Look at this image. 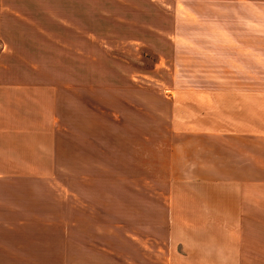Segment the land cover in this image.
<instances>
[{"label": "crops", "instance_id": "obj_1", "mask_svg": "<svg viewBox=\"0 0 264 264\" xmlns=\"http://www.w3.org/2000/svg\"><path fill=\"white\" fill-rule=\"evenodd\" d=\"M117 1L0 0V264H264V57L253 45L196 66L170 58L164 86L200 88L201 100L162 96L163 129L112 119L125 159L86 156L93 130L79 114H95L98 40L110 36L99 9ZM108 54L115 80L104 82L141 93ZM141 104L126 111L147 117Z\"/></svg>", "mask_w": 264, "mask_h": 264}, {"label": "rangeland", "instance_id": "obj_2", "mask_svg": "<svg viewBox=\"0 0 264 264\" xmlns=\"http://www.w3.org/2000/svg\"><path fill=\"white\" fill-rule=\"evenodd\" d=\"M99 10V32L110 36L98 40V48L105 51L99 54L96 66L95 114L91 117L89 112L86 123L84 114H79V123L93 130V147L85 149L89 158L125 159L124 153L115 148L119 133L114 119L124 128L135 124L143 132L163 129L168 110L162 96L201 100L200 88L164 86L170 78L166 66L170 58L196 66L203 62L204 55H248L251 45L252 55L264 57V0H118L116 6L102 4ZM108 50L114 55V68L120 75L143 82L139 84L143 86L141 93L127 88L126 83L104 82L106 78L115 80L102 63L106 62L102 55L107 57ZM171 52L176 55L171 56ZM91 97L92 92L89 100ZM140 98L142 113L147 115L142 119L126 111L125 105ZM190 112L194 113V108ZM96 137H102V148L96 147ZM67 144L68 140L62 138V145ZM78 147L77 157L82 156L79 142ZM61 155H67L64 147Z\"/></svg>", "mask_w": 264, "mask_h": 264}]
</instances>
